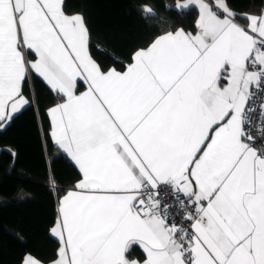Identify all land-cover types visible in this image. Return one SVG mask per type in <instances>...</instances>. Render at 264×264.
<instances>
[{"label":"snow or ice","instance_id":"obj_1","mask_svg":"<svg viewBox=\"0 0 264 264\" xmlns=\"http://www.w3.org/2000/svg\"><path fill=\"white\" fill-rule=\"evenodd\" d=\"M175 8L195 13L193 30L142 4L160 34L118 71L65 0H0V129L39 78L57 98L53 146L80 173L59 200L52 264H264V8Z\"/></svg>","mask_w":264,"mask_h":264},{"label":"trees","instance_id":"obj_2","mask_svg":"<svg viewBox=\"0 0 264 264\" xmlns=\"http://www.w3.org/2000/svg\"><path fill=\"white\" fill-rule=\"evenodd\" d=\"M178 1L65 0V6L70 14L83 15L93 57L105 69L122 71L131 52L160 34L158 25L143 18L142 4L149 3L157 17L174 27L193 30L195 13L180 17L175 8ZM229 3L241 14L264 8V0ZM30 98L31 105L0 129V264H22L26 255L42 263L56 259L59 243L50 229L58 219V199L80 179L77 168L53 146L49 135L47 110L57 98L39 78ZM132 251L131 255L140 256L136 249Z\"/></svg>","mask_w":264,"mask_h":264},{"label":"crops","instance_id":"obj_3","mask_svg":"<svg viewBox=\"0 0 264 264\" xmlns=\"http://www.w3.org/2000/svg\"><path fill=\"white\" fill-rule=\"evenodd\" d=\"M178 2H186V0H179ZM177 2V3H178ZM124 70V69H123ZM122 70V71H123ZM81 91H83L84 90V88H83V86H81V89H80ZM53 106V105H52ZM51 107V106H50ZM49 117V116H48ZM49 120H50V117H49ZM62 151V150H61ZM65 154V153H64ZM66 155V154H65ZM69 160H70V158H68ZM71 161V160H70ZM72 162V161H71ZM73 163V162H72ZM74 164V163H73ZM75 166V165H74ZM78 170V169H77ZM70 190H75L74 188H71V189H69V190H67L64 194H62L60 197H59V199H58V204H57V211H58V207H59V200L60 199H62L65 195H66V193L68 192V191H70ZM53 228V227H52ZM51 228V229H52ZM51 229H50V233L52 234V232H51ZM52 236L55 238V239H57V241H58V243H59V240H58V238L56 237V236H54L53 234H52ZM59 247H60V243H59ZM133 249H136V251L140 254V256H134V255H131V258H142V256H143V254H142V250L139 248V247H135V248H133ZM133 252V251H132ZM132 252H131V254H132ZM28 256H30V257H32V258H34V259H36L34 256H32V255H26L25 256V258L26 257H28ZM25 258H24V260H25ZM57 258V257H56ZM24 260H23V263L22 264H24ZM38 262H39V264H52V261L51 262H49V263H42V262H40L38 259H36Z\"/></svg>","mask_w":264,"mask_h":264},{"label":"built area","instance_id":"obj_4","mask_svg":"<svg viewBox=\"0 0 264 264\" xmlns=\"http://www.w3.org/2000/svg\"><path fill=\"white\" fill-rule=\"evenodd\" d=\"M164 203H172L171 196L166 197L165 200H164Z\"/></svg>","mask_w":264,"mask_h":264}]
</instances>
